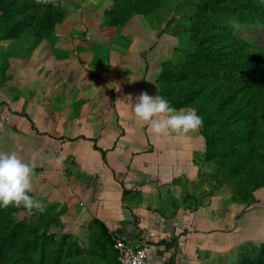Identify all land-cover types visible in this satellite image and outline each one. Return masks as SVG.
I'll use <instances>...</instances> for the list:
<instances>
[{"label": "crops", "instance_id": "0c3cea01", "mask_svg": "<svg viewBox=\"0 0 264 264\" xmlns=\"http://www.w3.org/2000/svg\"><path fill=\"white\" fill-rule=\"evenodd\" d=\"M73 59L71 67L65 59L46 61L43 79L33 71L18 77L10 102L0 93V116L9 114L0 120V134L10 140L8 148L15 147L39 175L55 167L69 168L83 181L92 176L88 188L103 209L94 218L109 232L119 231L118 239L142 248L152 264H235L250 244L264 242V207L188 192L204 154L197 132L156 137L135 119V97L142 91L158 95L146 85V70L122 78L100 66L91 72ZM99 77L106 79L102 88ZM18 84L33 96H20Z\"/></svg>", "mask_w": 264, "mask_h": 264}, {"label": "trees", "instance_id": "16d2710c", "mask_svg": "<svg viewBox=\"0 0 264 264\" xmlns=\"http://www.w3.org/2000/svg\"><path fill=\"white\" fill-rule=\"evenodd\" d=\"M62 1L70 0H57V8L39 6L35 0H0V40L28 35L37 45L63 23ZM168 1L103 0V16L113 27H124L132 18H148ZM184 1L194 9L189 34L182 38L192 53L181 66L170 61L159 65V96L177 111L195 109L202 117L197 132L204 142V163L219 172L217 181L228 188L234 203L264 207V44L238 36L220 18L227 15L241 25L262 27L264 0ZM20 210L0 207V264H68L65 257L71 252L63 250L64 238L54 244L46 233L56 218L27 227L11 219ZM88 226L94 229L95 264H102L105 256H110L107 264L111 259L117 264L119 231L109 232L97 218ZM250 245L235 264H264V242Z\"/></svg>", "mask_w": 264, "mask_h": 264}, {"label": "rangeland", "instance_id": "374dc122", "mask_svg": "<svg viewBox=\"0 0 264 264\" xmlns=\"http://www.w3.org/2000/svg\"><path fill=\"white\" fill-rule=\"evenodd\" d=\"M168 2L170 3H166L146 19L135 17L130 20L129 25L113 27L109 19L103 16V10L106 8L103 0H70L69 3L62 1L61 6L65 9L63 23L57 25L54 32L44 40H37V45H34L32 36L28 35L17 41L0 40V93L10 102L11 98L8 97L13 91L12 87L20 80L18 77L28 78L33 71L38 79H43L46 61L65 59L66 66L71 67L76 62V59H73L76 56L92 70L91 72L100 66L102 71H115L124 78L126 74H140L146 70V85L159 96L156 82L159 65L170 61L181 66L185 57L192 53L191 45L182 38L189 34L190 18L194 9L184 0ZM220 18L223 23L232 25L234 33L238 36L249 38L259 45L264 44V26L251 28L241 25L231 16L223 15ZM99 78L98 85L102 88L106 79L102 81ZM55 85L57 86L56 82ZM20 87L21 85L15 89L20 96L25 95L27 99L33 96L29 90L21 91ZM66 88L68 89V86ZM38 90L41 96H47L42 87ZM78 104L79 102L74 107H78ZM11 107L14 108V105ZM102 110L106 113V109ZM3 136L5 135L0 134V142L4 139ZM3 142L0 143V152L15 151V147L8 148L10 140ZM18 155L21 156V153ZM196 166L198 176L194 183L191 182L188 186V192L201 196L203 200L223 194L226 196L224 198H227L226 201L234 204L235 200H232L228 188L217 181L219 172L204 163V156ZM53 168L55 167L49 169L52 171L48 174L39 175L38 171L32 181L33 191L30 195L45 204V211L27 214L23 209L13 214L11 219L28 227L42 223L50 217L56 218V222L47 228L46 233L54 244L59 245L64 238L63 250L71 252L64 262L73 264L75 259H80V264H95L93 259L96 256L91 254V236L94 229L88 225L99 210L103 212V209L98 207L94 191L90 193L88 188L89 182L92 184L94 179L90 176V180L83 181L75 177L69 168L63 171ZM106 258H100L102 264H107Z\"/></svg>", "mask_w": 264, "mask_h": 264}, {"label": "clouds", "instance_id": "9594fccd", "mask_svg": "<svg viewBox=\"0 0 264 264\" xmlns=\"http://www.w3.org/2000/svg\"><path fill=\"white\" fill-rule=\"evenodd\" d=\"M35 3L43 7H59L57 0H35ZM116 90L119 91V87ZM127 98L132 100L131 95ZM132 111L135 119L156 137L185 136L197 132L203 125V119L195 109L177 111L167 99L150 96L146 91L135 97ZM62 162V158L57 159V164ZM35 175L33 163L25 162L16 152H0V207L23 208L27 214L44 212L45 204L30 195Z\"/></svg>", "mask_w": 264, "mask_h": 264}, {"label": "built area", "instance_id": "2783aa9c", "mask_svg": "<svg viewBox=\"0 0 264 264\" xmlns=\"http://www.w3.org/2000/svg\"><path fill=\"white\" fill-rule=\"evenodd\" d=\"M9 118L8 111L0 116V120L5 122ZM118 252L117 264H152L147 258L146 252L139 247H132L118 239L116 241Z\"/></svg>", "mask_w": 264, "mask_h": 264}]
</instances>
